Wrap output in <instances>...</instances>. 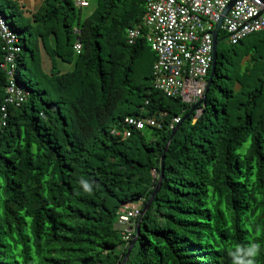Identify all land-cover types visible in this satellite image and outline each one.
I'll use <instances>...</instances> for the list:
<instances>
[{"label":"trees","instance_id":"1","mask_svg":"<svg viewBox=\"0 0 264 264\" xmlns=\"http://www.w3.org/2000/svg\"><path fill=\"white\" fill-rule=\"evenodd\" d=\"M145 6L97 0L82 18L73 0H0L28 94L6 106L0 70V264H121L138 223L125 264H264V32L219 46L218 29L205 107L190 113L153 87L144 36L126 41L144 35ZM126 205L139 207L128 242Z\"/></svg>","mask_w":264,"mask_h":264},{"label":"built area","instance_id":"2","mask_svg":"<svg viewBox=\"0 0 264 264\" xmlns=\"http://www.w3.org/2000/svg\"><path fill=\"white\" fill-rule=\"evenodd\" d=\"M78 8H87L89 0H73ZM231 0H146L140 28L126 31V41L134 44L145 38L155 54L152 66L153 87L166 97H180L185 103L195 104L203 95L206 77L212 62V32ZM228 45H236L248 36L264 32V10L253 0H236L223 17L220 28ZM79 34L78 30L74 31ZM0 43L3 58L0 70L4 73V103L18 107L27 98L24 87L17 82V58L21 52L19 37L0 14ZM73 49L78 53L80 44ZM4 106L1 111L4 112ZM180 118L172 119L178 125ZM125 127L142 131L146 127L159 128L151 118H126ZM124 137L129 136L125 131ZM139 216L138 206H123L117 213L116 227L128 242Z\"/></svg>","mask_w":264,"mask_h":264},{"label":"water","instance_id":"3","mask_svg":"<svg viewBox=\"0 0 264 264\" xmlns=\"http://www.w3.org/2000/svg\"><path fill=\"white\" fill-rule=\"evenodd\" d=\"M235 1L236 0H231L230 3L226 6V8L224 9L219 21L217 22L215 30L212 32V62H211V67H210V74H209L208 79L206 81L202 97L194 104V106L190 110V113L197 111V109H203L205 107V96H206L207 91L209 89L210 82H211V79H212V76H213V72H214V69H215V64H216V50H217V44H218V42H217V31L220 28V25H221L223 17H225L228 14L230 8L232 7V5L234 4ZM253 2L258 4L261 7L262 11L264 10V0H253ZM199 112H200V110H199ZM196 119H197V115L195 114L193 122H195ZM177 128H178V125L175 127V129H174V131L172 133V136H173L174 132L177 130ZM163 160H164V157H162L161 164H160V174H161V176H160V178L158 180L157 186H156V188H155V190L153 192L152 197L156 195V193L158 192V190L160 188V185H161V178H162V173H163V164H162ZM151 199L148 201L146 206H144V208L142 210V213H141L140 220H141L142 216L145 214V212H146V210L148 208V205L151 202ZM139 229H140V226H139V223H138L136 228H135V236L131 240V243H130L128 249H127V252H126L125 257H124L123 261L121 262V264H125L129 254H130V251H131L132 247L134 246V244H135V242H136V240L138 238Z\"/></svg>","mask_w":264,"mask_h":264},{"label":"rangeland","instance_id":"4","mask_svg":"<svg viewBox=\"0 0 264 264\" xmlns=\"http://www.w3.org/2000/svg\"><path fill=\"white\" fill-rule=\"evenodd\" d=\"M19 2L25 6V8H26L27 11H31L39 3V0H19ZM96 2H97V0H89V7L88 8H83L81 10V16H82V18L88 16L92 12V10L96 6ZM225 44H227L226 41H221L220 44H219V46H223ZM70 69H71L70 66H65V65L62 66V70L64 72L69 71ZM151 133H152V131L149 130V129H146L144 131V134L147 135V136L150 135ZM127 206L131 207L132 205H127Z\"/></svg>","mask_w":264,"mask_h":264}]
</instances>
